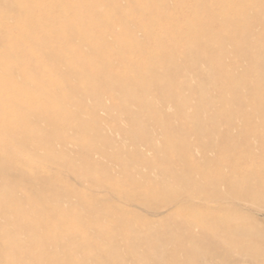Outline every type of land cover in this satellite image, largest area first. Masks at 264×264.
I'll return each mask as SVG.
<instances>
[{"label":"bare ground","instance_id":"1","mask_svg":"<svg viewBox=\"0 0 264 264\" xmlns=\"http://www.w3.org/2000/svg\"><path fill=\"white\" fill-rule=\"evenodd\" d=\"M122 1L123 0H79L75 2H72L70 0H0V80L1 79L4 80L3 83H1L0 81V181H3L0 184V264H91L89 260L90 255L87 257L84 251L94 246L98 247V249H101V256L102 258H104L105 261H107L106 263L108 264L109 263L128 264L127 262L128 259L129 260L131 259L132 262L136 261V264L144 263L143 261L145 258L142 257L144 255L139 254V251H137L138 247L135 245L130 246L128 251L127 249L126 251L123 249L126 252L124 254H122L123 252L122 253L119 252V248L116 244L117 242H119V240L116 242L117 240L116 237L120 235L117 234L118 229H115L117 228L116 226L117 224L115 225V223L112 222L114 223L113 226H116L113 229L108 226V222L111 219L106 221L104 216H103L104 219L102 218V216H100V218H95L90 215L85 216L84 214L86 213L85 211L83 213L84 216L83 215L80 216L81 214L80 213L78 216L76 214L75 218L73 219H69L71 217L66 218L67 213L69 211L67 212L64 208L61 207V205L59 206L57 203L53 204L51 203L50 200H49L50 201L49 203L43 196L41 197L40 195H41V192L43 193V191L39 193L40 190H38V194L36 193L37 191H35L34 195L31 192H29L28 198H26V196L23 195L25 199L18 198L17 191L15 188V186L17 187V185L13 183L12 180L9 178H11L10 175L12 174L11 173L12 169L14 171L17 170V174L21 176V178L22 176H24V178L28 180L30 179L33 180L34 178L37 180L39 178L37 175L39 174L43 175L44 178L45 176L47 177V175H49V174H45V172L42 171L43 165L41 166V163H40L41 161L36 160L34 156L36 155L34 151L36 152L37 148L35 147L33 148V146L29 147V145L27 147L26 145L28 143L26 144L25 140L32 138L36 141H40V144L44 143L48 147L50 146V149L54 142V139H56L55 142L57 141V139H59L60 142L62 140L65 142L64 139L66 138L64 137V133L62 136L59 132H57V129L60 131L61 129L60 127L62 126L60 125L59 128L58 127L55 128L56 122L51 123L50 121L55 116H57V114L58 115L61 114L63 117H66L65 118L66 122L70 124V120L72 119V116L69 115L70 113L69 110L72 108L70 107L71 106L70 104L73 102L74 97H76L77 99V96L75 95H78V94L81 96L86 95L88 97L89 94L91 95L93 93L96 99V101L94 102L95 107L100 108L101 106H103L102 99L105 95H110V97H114V98L116 97L117 93H116L115 86L116 87L118 86L119 89L121 90V93H123L122 94L123 101L128 100V99L129 100L135 99L137 102L139 101L141 103L143 97L141 99V96H139V92L137 93L138 95L134 93L135 89H137L138 91L139 89H141L140 91L146 90V89L150 90V89H153L152 87L155 86V84H157L156 86L158 87V89H161L159 90V92L160 91L165 92V90L168 91L164 95L165 101H169V102L171 101L172 103L175 102L177 111L182 114L187 115L189 99L186 98L187 96L186 93H185L186 99H183L181 97L184 94L182 93L184 89L185 90L190 89V88H186L188 86L190 87L189 82H188L189 79L187 76L188 72L181 71L178 73L177 71L178 74L172 75L173 71L171 70L172 68H175L177 66L183 68L182 70H185L187 66L192 67V66L200 65L196 63L198 60L197 61L195 60V62H191L193 60L190 61V59L188 60L187 58V60L184 61L183 58L185 57V55L184 57H181L183 62L182 63L180 62L179 64L177 52H179L180 50H186L190 48L191 47L190 43L196 44V46L201 49L204 55H214L212 56V58L214 57L215 58L212 60L210 59L211 60L209 63L210 70L211 68L215 66L216 67L220 66L221 70L218 69V71L220 70L221 72L220 78L222 79L225 77V81L226 80L230 81L229 82L230 87L228 88L232 89L233 93L237 92V91L234 92V90H237V87L240 86L241 83L242 85L244 84V87H247L245 86L247 83H250L252 87L255 86V89L252 88L253 89L252 93H250L251 92L250 90L252 89L249 90L250 91L249 93L251 95L249 94V97H248V99L249 98L253 99V103L252 102L251 103L255 105L253 106L251 104V107L249 108L251 110H249L248 108H247L248 110L244 109L245 105H247V99L242 98L241 92H240L239 96L236 98L238 101L234 100V103L237 102L238 104L235 107L233 106V108H229V109L225 108L223 110L218 108V109L213 110L214 113H211L208 111L207 106L205 105L201 106L202 103H200L201 108L199 107L200 110H198L197 116H202L201 115L202 113L205 115L208 114L209 117L203 116L206 118V120L198 119L197 121H195L194 119H192L194 121L193 122V121H187V119L185 118L186 121L180 125L179 124L181 122V120L179 121L180 117L179 118L176 117V119L178 118L177 126L179 128L181 127L180 129L184 135H190V138L185 136V138H188V139L184 140V138L181 135V137L183 138L181 139L183 141L179 140L178 142L179 143L185 142L186 146L183 145V147L185 146L184 147L185 149H183V151L180 150L182 152L176 153L174 155L171 154V156L166 155V157L168 156V158H166L165 162H162V163H165V165L166 163L168 164V166L170 165V168L163 169L164 168L163 167L162 168L163 172L160 171L164 175L169 176V179H168L169 182L165 183L166 187L162 188L163 186H165L163 185L160 188V186H157L156 184L155 186L151 183H148V184L145 183L146 181L144 182L143 179L148 178V174L146 175V177H143L142 180L144 183L142 182V184L138 182V179H137L138 177L135 176L136 178L134 179H137L136 182H138L134 184L135 187L138 186L139 190H142L146 192L147 194L152 195L153 197L154 196L158 197L159 200L163 198L162 199L163 204L160 206V208L164 209V211L167 210V212H169L168 216L172 218L173 220L172 223H174L175 226H178V228L186 229L185 230L186 238L181 237L180 234L179 235L176 234L177 231L180 229L178 230L176 229L177 230L176 232H171L172 230H169L168 225L165 224L164 218L159 217V219H150L151 217H149V219L147 218L145 219V218L138 216L142 219L141 222H138L139 218H137L138 220H136L135 218L137 217L138 213L135 215V217L134 216L132 217V214H135L133 213L132 209H130L132 210L131 213L126 208L124 209L128 210V212L127 211L122 212L123 211L122 209L121 212L122 213L126 212L125 213L126 215L122 214L124 216L123 217L121 216V220L119 221L122 224L127 225L129 231L130 230L138 231L139 229L140 231L144 232V233L143 232L138 233L139 232L138 231L137 234L136 233L134 234V237L129 236L130 238L133 237L132 240L135 237L136 239L139 238V240L141 239V237H144L146 239L145 235L151 239L150 241V239L148 238L149 239L148 242L146 241V243H144L143 245L146 248L147 252L141 249L143 252L146 253L145 254L146 259H147V255L155 256V257L163 256L164 258H167V257L170 258L171 263H172V260H174L176 264H200L199 262L203 261L202 259L203 256L201 257L198 253V251L200 250V246L202 244L208 245L211 242H213L216 245V248L214 251L210 253L208 252L207 255H205V257L207 258L210 257L212 259L215 257L220 258V256H223L222 258H224L225 260L224 264H226V262H228L229 264L233 263L232 261H234L235 263L240 262V261L244 262L243 260L245 259L250 260L254 264H259L260 258L258 254L259 252H261L260 251L261 249L258 246L257 239H262V237L264 238V227L259 222L260 215L264 213V209H261L259 207L264 201V107L261 105H258L257 103L264 102V88H263L264 87V65H263L264 64L263 63L264 33L262 34L260 31L263 37L259 41L256 40L255 38L256 36L253 37L254 39L251 38V35L254 34V31L256 33L258 32V30L254 29V26L252 25L253 20L252 19L248 20V18H250L249 17L250 15L248 16V14L251 12L249 9L253 7L254 8L253 13L255 14V17H256L255 20H258V22L260 21L261 23L264 24V0H227L226 7L224 6V8L220 11H210L209 9L208 10L206 9L203 12H192L188 16L185 15L182 11H165L164 10L162 12L156 13V15L164 19L166 23H164L163 21L151 23V22H146L145 20L141 18L142 16L149 15V12H150L148 11L149 6L153 4H157V3H162L161 2L162 0H124L123 4L127 2V5L122 4L123 7L122 5H120ZM196 1L198 5L203 4L206 7H210L218 0H196ZM235 7L237 8L234 10ZM248 10L250 12H248ZM8 16L10 17L8 18ZM209 17H211V19ZM258 22L255 21L254 23L257 24ZM118 26H120L121 29L124 28L125 31L120 32L117 29L119 28ZM188 27L192 28L191 29L192 31L190 34H187L185 32V28H188ZM260 30H261V27H260ZM138 31H142L143 34H145L146 38L155 40L156 44L151 45V44H146L145 42H143L138 37V34H137ZM261 34L260 36H262ZM181 37L182 38L186 37L184 42H180L181 41L180 39H182ZM226 40H229L231 43H233V49L236 54L234 55L237 57L236 59H234V61H231V63L226 62L227 61L226 56L231 51L225 50V48H223L224 46L220 44V42L222 41L227 42ZM218 44H220L222 48L217 49L216 47L218 46ZM227 45H229V43ZM85 49H89L90 54L86 53L87 55L81 54L80 56H78L79 55L78 54L77 56H74L75 53H73L74 54L73 57H70V58L67 57L68 54L66 56L67 58L63 57L61 54V52H66V51L68 52L83 51L84 52ZM254 51H257L259 53L256 54V52ZM180 54L181 52L179 53V58L181 56ZM200 55H201V52H200ZM233 56H230V57H233ZM247 57L249 58L248 60H250L251 62L250 67L253 70L255 69L254 70L256 72L255 77H251V78L245 77L244 75L245 72L242 71L244 72L243 75L239 74L240 73L239 72L238 74L241 76L240 77L236 76V78L233 79L232 77H234V75L232 76L231 72L241 64L243 58L247 59ZM116 63L117 64L119 63V65H117ZM86 65L88 68H86L85 69L86 71H85L83 68ZM114 66L116 67L114 68ZM197 68H200V67H197ZM242 68L240 70H242ZM198 70L201 71L200 69ZM202 72L203 71H201V74ZM211 73L209 72V74ZM216 74L215 75L213 74L214 77L216 76ZM251 74H252L251 76H253V73ZM69 76L70 77L75 76L77 78L79 77V80L77 81L81 80L83 82L80 81L79 83L77 82L74 83V80H73V83H72L71 78H69ZM209 76L211 77V75ZM203 77L205 76L203 75ZM86 78H87V82L90 81L92 83L89 82L90 83V84L88 83L89 85H87V83H84L86 81L85 80ZM50 79L54 81V83H50L51 82ZM221 79H219V81ZM157 80H160L161 82L155 83ZM215 81H216V78H215ZM66 85H69V86L66 87ZM195 86L196 85L193 86L194 89H195ZM220 87H221V84H220ZM228 88H225V89L228 90ZM197 89H200V91L201 90L204 91L203 86L202 87L199 86V88ZM155 91L157 90L155 89ZM192 92H194V90ZM214 92L216 93V91ZM214 92L212 90L213 95H214ZM147 93H150V92H147ZM247 93H245L244 96H246ZM157 94L158 93H156V95ZM227 94L229 93L227 92ZM218 95H220V97L222 98L224 97L223 93L218 94ZM177 96H179L181 99H178ZM195 96H198V93ZM157 97L159 96L157 95ZM160 98L162 99L163 97L160 96ZM76 99L75 101L78 100ZM117 99L115 100L117 101ZM79 100H82V99H79ZM84 100L85 99L83 98L82 102H84ZM86 100L84 103H86ZM194 101H195V98H194ZM82 102L80 101V105L82 104ZM210 103L209 105H211ZM75 104H77V102L74 103L73 106ZM116 104L118 105L117 102ZM147 104H149V106L152 105L150 101ZM189 104H191V102ZM92 106H89L90 109L92 108L94 109V106L93 107ZM219 106L221 108L222 105H219ZM69 107L70 109H68ZM170 107H172L171 104H170ZM192 107L196 109V105L195 106L193 105ZM99 108L96 109L98 110L97 114L100 111ZM214 108H217V107H214ZM119 109L120 108H118L117 110L121 111V109L120 110ZM157 109L159 108L157 107ZM193 110H191V112ZM133 111L135 112V110H132V112ZM192 113H196V111ZM89 114L90 113H88L87 116H89ZM197 116H195V118ZM257 116H260V118H258ZM39 117L40 118L42 117V118L40 119ZM99 117L100 116L98 115V121L99 123H101V120L99 119ZM34 118L35 119L38 118L41 121H43L42 120L43 118H46L47 119V120L45 119L46 123H48L49 121L51 124L55 125V127L54 126L50 127L51 124L50 123H49L50 125L48 124L50 128L56 129L57 133L48 132L50 130L44 127L45 124L43 125L42 128H44V131L47 130L48 133H43V130H41L42 128L40 129L38 127V126L41 127L42 125L40 123L41 121L38 120L39 123L35 124L37 121L35 123L31 121ZM162 118H163V115H162ZM84 119L82 120L84 121ZM82 120H79L80 124L78 121H77L78 123L76 122L77 126L81 125ZM96 120L97 119L95 115V121ZM104 121L106 120L103 119V122ZM142 121H145V119ZM66 122L63 124L66 125ZM108 122L109 124L110 122L112 123V121H108ZM153 122L156 123V120H154ZM95 123H98V122H95ZM86 124L89 125V123L88 122L85 123L86 129H85L84 124H83L84 128L80 126L79 127L82 130L83 129L87 130L88 127ZM158 124H160V122H158ZM166 124L165 126H168ZM206 124L211 125L212 129L208 128L211 131L203 128L204 125L206 126ZM99 125L103 126L104 124L103 125L97 124L96 125L97 130H100L98 129L100 128L98 127ZM117 125L116 123L114 124V126H117ZM145 125L146 124H144V127H146ZM94 126L95 125L91 127L90 125L89 127H91L90 129L93 128L92 130H94L95 129ZM133 126H136V125H133ZM122 127L120 130L124 131V127L123 128ZM141 127L142 126L136 127V129L140 128L139 130H141ZM144 127L143 129H145ZM62 128H64V126ZM65 128L67 129L68 127H65ZM115 129H118V128H115ZM131 129L132 128H130V130ZM156 129L157 128H155V130ZM164 129H166V127H164ZM63 130H61V132H63ZM74 130L75 128L72 129V132ZM106 130L107 132H109L108 129ZM20 131H23L22 133H24L22 136L23 137L22 140H24V142L20 140V137H19V135L21 136ZM100 131H98L99 134H100ZM167 131H168V128H167ZM107 132L105 131L106 135L109 134V133L107 134ZM174 132H176V130ZM176 133H179V132H176ZM45 134L47 135L46 138H45ZM85 134H88V132ZM118 134L120 133L118 132ZM139 134H141V132H139ZM106 135L104 134L105 137ZM17 136L19 137L18 139H17ZM70 136L72 137V134ZM70 136L67 138H70ZM90 136H88V139ZM102 136H100L101 139L102 138L104 139L105 137H102ZM130 136L132 135L130 134L129 137ZM140 136L138 135V139ZM97 137H96V140L100 138V137L99 138ZM254 137L259 140L258 143L260 142V145L262 147L261 149L262 151L258 149L260 152L257 154L249 151L250 148H253L251 147V145H253V141L256 140V139L254 140ZM94 138L92 140H94ZM130 138L132 139V137ZM144 138L147 139L146 136ZM195 138L197 139L196 142L194 140ZM106 139H104V141ZM157 139H159V137ZM114 140H115V137H114ZM126 140L128 141L129 138ZM142 140L144 142V139ZM109 141L111 140L109 139ZM120 141L118 143L122 144V140ZM159 141L162 142L161 140ZM94 142L96 145L98 144L96 143V141ZM143 142L141 144H145V142L144 143ZM146 143L150 147H152V149L157 150L156 149L157 145L155 141L147 140ZM179 143L176 145H180ZM63 144H64L63 146H65V143ZM103 144H105V142ZM103 144L101 143L102 146ZM160 144L161 143H159L158 145L160 146ZM237 144L241 145V147L245 146L244 148L249 147V150H247L248 152L246 151L245 153L243 152L239 153L240 151L238 149H240V147L237 149ZM82 146L85 147L86 145H82ZM98 146L100 147V145ZM145 146H146V149L149 147V146L147 147V145ZM95 147L94 149L97 150L98 148H95ZM118 147H120V145H118ZM53 148L55 150L57 148V144L54 145ZM92 149L91 150L89 149L90 150L89 153H91ZM51 150L53 151V149ZM56 150H58V148ZM79 150L82 152V149H79ZM104 150H107V149L104 148ZM104 150H102L101 148V151H104ZM114 150L115 149L113 148V151ZM139 150H136L137 154L140 153L141 150L140 151ZM242 150L244 151V149ZM66 151L69 152L68 149ZM73 151L75 152L76 150L73 149ZM118 151L120 152L123 150H118ZM85 152L87 151L85 150ZM85 152H82V153L85 154ZM107 152L110 153L109 151ZM89 153H88V157H89ZM124 153H126V151ZM52 154L54 155V153ZM69 154L71 153L69 152ZM49 155L47 156L46 159H51ZM139 155L146 156V154H142V152ZM65 156L66 155H64V157ZM118 156H120V153ZM60 157L61 155L57 156V161L59 160L58 158ZM90 157L92 158V154ZM90 157L87 159L89 160ZM141 158L143 159V157ZM144 158L147 159V157H144ZM126 161L124 165L127 163ZM136 162L137 161L135 160V164ZM147 162H148V159L146 163ZM70 163L71 162H69V164ZM89 164H88V167L89 166L92 167ZM96 164H100V163H96ZM96 164L95 166H97ZM129 164L127 163V165ZM138 164L136 166H140ZM140 164H143L142 160L140 161ZM74 165L76 166L78 164L74 162ZM146 165L147 164H145V167L149 168ZM151 165L154 166L153 163ZM151 165L149 169H151ZM59 166H60V163H59ZM119 167L121 168V166ZM156 167L157 165L154 166V168ZM46 168L44 170H46ZM72 168H74V172L75 170H77L75 167H72ZM99 168L97 167L96 169H99ZM228 169H229V172L227 171ZM53 170L55 169L53 168L51 171ZM102 170L103 168L99 171H102ZM79 172L80 171L78 172L76 171V173H79ZM149 172L150 171L148 170V173ZM156 172L158 173L157 170ZM87 173L90 174V172H87ZM87 173H84V174L87 175ZM131 173L127 174L126 172V176L130 174L129 178L133 179L134 174L132 175L133 177H131ZM53 174L50 173V175H53ZM72 174H73V171H72ZM14 175L16 176L15 172H14ZM90 175L93 176L92 172ZM90 175H88V177H90ZM105 175H107V173H105ZM77 176L78 178L80 177V175H77ZM94 176L97 177L96 175ZM12 177L14 176L12 175ZM55 177H57V174ZM151 177L152 176H149V178ZM111 178H112L111 181L114 180V177H111ZM15 179L14 181H16ZM45 179L47 180L48 178H45ZM92 179L94 180V178ZM91 180H89V182ZM105 180H107L108 182V179H105ZM83 181L85 182V180ZM122 181H123V178L121 182ZM28 182H30V184L31 183L34 184V182H31V181H28ZM42 182H40L39 184L40 185L43 184L44 188L48 187L50 189L48 182H46L45 180ZM117 182L118 181H116V183ZM121 182H118V184ZM221 182H223V184H226V186H228L227 183L230 186L232 185V187L230 188H233L234 186L236 187L238 186L237 187L238 189L240 188L241 191L239 192V195L238 194L237 195H238V198L240 197V199H242L245 207H241V206L239 207L238 205H235L236 203H232L231 205L234 204L233 206L229 205V203L231 202L230 201L228 202V200H225V199L228 198V195H229L228 191L230 189L228 190L227 188L226 190L227 192H222V191L220 192L218 188L212 189L213 186L210 187V185H212L211 183H213V185L216 186L217 184ZM96 183L97 182H95V184ZM162 183L163 182L161 181V185ZM57 184L59 183L57 182ZM138 184H140V186ZM66 185H69V184L67 183ZM36 187L35 189H31V191L36 190ZM41 187L43 188V186ZM68 187L69 189L71 188V186H68ZM68 187H65V188L68 189ZM90 187L91 186H89V188ZM21 188L22 190L24 189L23 186ZM48 188L46 189L47 191H49ZM99 188L101 187H98L97 189ZM106 188H109V187H106ZM237 188L235 189L237 190ZM224 189L225 188H223V191ZM57 190L59 189L57 188ZM129 190H130V187H129ZM26 191L27 190H25L24 193ZM73 192L74 194H72L71 196H74L75 194H77L79 196L78 198L81 200V205H83V207H85L86 209L88 208V211L94 215V212H95L94 204L95 203L90 199V197L86 198L87 196L86 197L84 196L86 193L83 195L84 191L82 194H81V191L77 192L74 190ZM229 192H231V190ZM30 193L32 194V196H30L31 195ZM58 193H61V191L59 190ZM35 194H37V196ZM56 195L58 194L56 193ZM235 195L236 194L232 192V195L230 196L235 197ZM50 196H53V195H50ZM120 198H123V196H121ZM61 200L64 201V199H61ZM224 200L227 201L228 203H226ZM135 202H136L135 204H137L138 206L140 205L137 203V200ZM31 203H33L35 206L37 205V203H39L40 205H42L43 208L41 210H38L39 208L37 207L38 209L36 210L31 207L29 208L26 207V204H31ZM132 203L131 205H133ZM72 205L74 208H77V206H74L76 204H72ZM72 205H71V208H72ZM83 207H82V210L85 209ZM142 208H144V206ZM91 209H94V212L93 211L91 212L90 211ZM105 210L106 208L104 209V211ZM107 210L108 211H105V212L110 211L109 208H107ZM98 211H100V209ZM98 211L96 210L97 213ZM74 212H76V210H74ZM89 212L87 214H89ZM73 213L70 212V214L72 215ZM102 214H104V212H102ZM104 215H106V213ZM157 215H159V213H157ZM115 221L117 220L115 219ZM76 222L82 223L83 226L80 227V225L76 224ZM93 223L97 224L98 231L95 229L97 233H95L94 231L95 234H89L88 231H85V230H87V225H88V228L89 227L91 228V226L89 225ZM169 226H171V224ZM167 228L170 231V234ZM196 228H198L199 231H196L197 230ZM33 229L34 230L39 229L40 232L31 233ZM180 231L178 233H180ZM118 232L120 233L121 231H118ZM125 232H123V235L125 234L129 235L128 234L129 232L128 233H125ZM145 239H144V242H145ZM154 240L157 241V243ZM159 240H162V242L158 244ZM122 242L124 244V241H121L120 243ZM46 243L48 244V247L45 246ZM140 248H142V246H140ZM201 250L203 251L202 248ZM207 250L209 251V249ZM56 254H59L61 257L59 256L57 258L55 256ZM92 256L94 257V255ZM182 257H186L187 259L185 260H188L187 261L188 263H186V261L184 263L182 261ZM40 259H43L44 261L41 262ZM215 260L217 261V259ZM218 260H221V258ZM245 262H248V261H245ZM93 263L94 262L92 260V264ZM171 263H167V264H171ZM98 264H100L99 261H98ZM101 264H104V262H101ZM248 264L250 263L248 262Z\"/></svg>","mask_w":264,"mask_h":264},{"label":"rangeland","instance_id":"2","mask_svg":"<svg viewBox=\"0 0 264 264\" xmlns=\"http://www.w3.org/2000/svg\"><path fill=\"white\" fill-rule=\"evenodd\" d=\"M70 1H72V2H75V1H79V0H70ZM227 0H218L217 2H215L212 6H210V7H206V6H204L203 4L202 5H198V3H197V1L196 0H162L161 2L162 3H157V4H153V5H151V6H149V10L148 11H150L149 12V15H146V16H142L141 18L143 19V20H145L146 22H151V23H154V22H160V21H163L164 23H166V21L164 20V19H162V18H160V17H158V15H156V13H158V12H162V11H182L185 15H189L190 13H192V12H203V11H205L206 9L208 10H210V11H220V10H222L223 8H224V6L226 7V4H227V2H226ZM126 2V1H125ZM124 3V0L121 2V4L120 5H122ZM123 5H127V2L125 3V4H123ZM123 5H122V7H123ZM124 7H126V6H124ZM238 7V6H237ZM237 7H235L234 8V10L237 8ZM230 9H232V8H230ZM254 9L253 7L252 8H250L249 10L251 11H249L248 10V12H250L249 14H248V16L250 17V18H248V20L249 19H252L254 22L256 21V22H258V20H255L256 19V17H255V14L253 13L254 12V10L252 11V10ZM233 10V11H234ZM10 16H8V18H9ZM255 17V18H254ZM8 18H6V19H8ZM210 19H211V17H209ZM252 21V25L254 26V29L255 30H258V32H256L255 33V31H254V34H252L251 35V38H253V37H255L256 38V40L257 41H259V40H261L262 39V37H263V33H264V24L263 23H261L260 21L256 24V23H254ZM259 23H260V25H259ZM234 25V24H233ZM233 25H232V27H233ZM256 26H257V28H259V29H257L256 28ZM261 27V30H260V27ZM263 26V27H262ZM119 28H117L120 32H123V31H125L124 30V28L123 29H121V27L120 26H118ZM192 28L191 27H188V28H185V32L187 33V34H190L191 33V30ZM189 31V32H188ZM260 31H261V33H260ZM262 35V36H260V34ZM137 34H138V37L143 41V42H145L146 44H151V45H155L156 44V41L155 40H152V39H148V38H146V36H145V34H143V32L142 31H138L137 32ZM142 34V35H141ZM142 36V37H141ZM259 38H258V37ZM145 37V38H144ZM261 37V38H260ZM144 38V39H143ZM182 38V37H181ZM185 38L186 37H183L182 39H180L181 41L180 42H184L185 41ZM254 39V38H253ZM227 42H224V41H222V42H220V44L222 45V46H224L223 48H225V50H227V51H231V52H229L228 53V55H229V57H228V55L226 56V62H228V63H231V61H234V59H236L237 57L235 56L236 54H235V52H234V49H233V43H231L229 40H226ZM229 43V45H230V43H231V45L229 46V45H227ZM191 44V47L190 48H188V49H186V50H180L179 52H177L178 53V61H179V64H180V62L182 63L183 62V60H182V58L181 57H184V55H185V57L183 58L184 59V61L185 60H187V58H188V60L190 59V61L191 60H193V61H191V62H195V60L197 61L196 63H198V64H200L199 66L197 65V66H187L186 68H185V70H182L183 68H181V67H179V66H177V67H175V68H172V70L171 71H173V73H172V75H176V74H178L179 72H181V71H186V72H188V74H187V76H188V79H189V85H190V87L188 86V87H186V88H190V89H184V91L182 92V93H184L183 94V96L181 97V98H183V99H186V98H188L189 99V103L191 102V104H189L188 103V113H187V115H185V114H182V113H180V112H178L177 111V109H176V104H175V102L174 103H172L171 101L169 102V101H165V99H164V95L166 94V92H168L167 90H165V92L164 91H160L159 92V90H161V89H158V87L156 86L157 84H155V86H153L152 88L153 89H146V90H142V91H140L141 89H139V91L137 90V89H135V91H134V93H138L139 92V96H141V99H142V97H143V99H142V101H141V103L139 102H137L135 99H128V100H124L123 101V93H121V90L119 89V87L117 86H115V88H116V93H117V95H116V97L114 98V97H110V95H105L104 97H103V99H102V103H103V106H101L100 108L99 107H97V108H99V112H98V114H97V111L98 110H96L97 108L95 107V104H94V102L96 101V99H95V95H93V93L90 95H88V97L86 96V95H83V96H81V95H75V96H77V99L79 100V99H82V100H77L76 99V97H74V100H73V102L70 104L71 106L70 107H72L71 109H70V107L68 108V109H70L69 110V115H71L72 116V119L70 120V124L68 123V122H66V120H65V118L66 117H63L61 114L60 115H58L57 114V116H55L50 122L51 123H53V122H56L55 123V125H56V127H55V125L54 124H51L49 121H48V123H46V121H45V119L46 118H43L42 120L43 121H41L40 119L42 118H40V119H32L31 121L33 122V123H35L36 121V123L35 124H38L39 122H38V120H40L41 122V127L40 126H38L40 129L43 127V125H44V127L45 128H48V130H50V131H48V132H55V133H57V132H59L62 136H63V133H64V137L66 138V139H64L65 140V142L62 140L61 142H60V140L59 139H57V143L55 142V140L56 139H54V142H53V144H52V146H51V149H53V151L50 149V146L48 147L47 145H45L44 143V145L42 144H40V141H36V140H34V139H32V138H29V139H26L27 141H29V142H27L26 140H25V143L27 144L26 146L28 147V145H29V147H32L33 146V148L35 147V148H37L36 149V152L34 151V153H36V155H34L35 156V158H36V160H39V161H41L40 163H41V166L43 165V167H42V171L43 172H45V174H49V175H47V177L45 176V178H48L47 180L44 178V176L43 175H41V174H39V175H37L39 178V180H41V181H39L38 179L36 180L34 177V179L33 180H35V181H33V180H28V179H26V178H24V176H22V178H21V176H19L18 174H17V170H11V175H10V177L11 178H9V179H11L12 180V182L13 183H15L16 185H17V187L15 186V188H16V191H17V197L18 198H24L25 199V197L23 196V195H25L26 196V198H28V193L29 192H31L33 195H34V193H35V191H37L36 193L38 194V190H40L39 191V193L41 192V191H43V193L41 192V197L43 196L49 203H50V201H51V203H53V204H55V203H57L59 206L61 205V207L62 208H64L68 213H69V215H68V213H67V217L66 218H69V217H71V218H69V219H73V218H75V216H76V214H77V216L80 214V216L81 215H83L84 216V214H85V216H93V217H95V218H100V216H102V218L104 219V217H105V219H106V221L107 220H110L109 222H108V226L109 227H111L112 229L113 228H115L116 226H117V228H115V229H118V231H121L120 233L117 231V234L118 235H120V236H118L119 237V239H118V237H116V242L119 240V242H117L116 244H117V246H118V248H119V252L120 253H122V254H124V253H126L125 251H126V249H127V251H128V249L130 248V246H132V245H135V246H137L136 248L138 249L137 251H139V254H143L144 256H142L143 258H145L144 259V263L143 264H167V263H171V260H170V258H164L163 256H160V257H155V256H149V255H147V259H146V253L145 252H143V251H146V248L143 246L144 245V243H146V241L148 242V240L150 239L149 237H147L146 235H145V237H146V239L144 238V237H141V239L139 240V238L138 239H136V237L132 240V238L134 237V234L136 233L137 234V232L138 233H142L143 231H140L139 229H138V231H129V229H128V227H127V225H124V224H122L119 220H121V216L123 217L124 215H122V214H125V213H122V212H124V211H127L128 212V210H129V212L131 213V211L133 210V213H135V214H132V217L134 216L135 217V215L137 214V217H135L136 218V220H138L137 218H139V220H138V222H141V218L140 217H142V218H147V219H149V217H151L150 219H159V217L160 218H164V221H165V224L166 225H168V227H169V230H172L171 232H176L178 229H180L181 231H183V232H181L180 230H178L177 231V233L176 234H180L181 235V237H184V238H186V232H185V228H178V226H175V224L174 223H172V218L170 217V216H168V213L169 212H167V210H165L164 211V209H161L160 208V206L163 204V201H162V199L163 198H161L160 200H159V198L158 197H153L152 195H149V194H147L146 192H144V191H142V190H139V188H138V186L137 187H135V185L134 184H136V183H140V184H142V182H143V180H144V182L145 183H151V184H153V185H157V186H160V188L163 186V185H165V186H163L162 188H164V187H166V182L168 183L169 182V176H167V175H164L162 172H163V170H162V168L163 169H168V168H170V165L168 166V164L166 163V165H165V163H162V162H165V160H166V158H168V156H171V154L172 155H174V154H176V153H179V152H182L183 151V149H185L184 147L186 146V143L184 142V143H179L178 141L179 140H181V141H183L182 139L184 138V140L185 139H188V138H190V135H184L183 133H182V131H181V127L179 128L178 126H177V119L179 118V121L181 120V122L179 123L180 125L181 124H183L185 121H186V119H187V121H193L192 119H194L195 121H197L198 119H201V120H206V118L205 117H209L208 116V114L207 115H205V114H201L202 116H197V112H198V110H200V108H201V106L202 105H205V106H207L208 107V111L209 112H211V113H214V111L213 110H215V109H225V108H227V109H229V108H233V106L235 107V106H237V102H235L234 103V100H236V101H238L236 98L239 96V94H240V92H241V97L242 98H244V99H247V105H245V108L244 109H249L250 107H251V104L253 103V99L252 98H249L248 99V97H249V94L250 93H252V91H253V89H255V86L254 87H252L251 86V84L250 83H247L245 86H247V87H244V84L242 85V83L240 84V86H238L237 87V90H234V92L235 91H237L236 93H233V91H232V89H229L228 87H230V84H229V82L230 81H225V77L224 78H220V74H221V72H220V70H221V68H220V66L219 67H213V68H211V70H210V65H209V63H210V61L212 60V59H214V58H212V56H214V55H204L203 53H202V51H201V49L200 48H198L197 46H196V44H194V43H190ZM220 44H218V46L216 47L217 49H219V48H222V46H220ZM193 46V47H192ZM196 46V47H195ZM232 46V47H231ZM230 47H231V49H230ZM198 51V52H197ZM85 52V53H84ZM80 51V52H68V51H66V52H61V54H62V56L63 57H66L67 56V54H68V58H70V57H73V53H75V55L74 56H77L78 54V56H80L81 54L82 55H85L86 53L87 54H90V50L89 49H85V51ZM181 52V56H180V58H179V53ZM200 52H201V55H200ZM254 52H256V54H258L259 52H257V51H254ZM254 52H253V54H254ZM66 53V54H65ZM86 54V55H87ZM157 54V53H156ZM234 56H233V55ZM116 55V54H115ZM208 56H209V58H208ZM211 56V57H210ZM230 56H233V57H230ZM66 57V58H67ZM192 57V58H191ZM206 57H207V59H209V60H207L206 59ZM235 57V58H234ZM202 58H204V59H202ZM211 59V60H210ZM229 59H231V60H229ZM233 59V60H232ZM249 58L247 57V59H244L243 58V60H242V62H241V66L239 65L237 68H235L232 72H231V74H232V76L234 75V77H232L233 79L234 78H236V76L238 77H240L241 75H243V73H244V75H245V77H255V74H256V72L250 67L251 66V62H250V60H248ZM229 60V61H228ZM205 61V62H204ZM243 61H244V63L246 64V66H245V64L243 63ZM190 62V63H191ZM201 62V63H200ZM206 63H207V65H206ZM263 63H264V54H263ZM117 64V63H116ZM117 65H119V63L117 64ZM116 65V66H117ZM264 65V64H263ZM116 66H114V68L116 67ZM207 66V67H206ZM242 66H243V68H242ZM113 67V66H112ZM197 67H200V68H197ZM86 68H88L87 67V65L86 66H84V70L86 69ZM180 68V69H179ZM203 68V69H202ZM242 68V70H240ZM187 69V70H186ZM198 69H200L201 71H203L202 72V74H201V71H199ZM214 69V70H213ZM218 69H220L219 71H218ZM237 69V70H236ZM88 70V69H87ZM217 72H216V71ZM65 71V70H64ZM86 71V70H85ZM177 71H178V73H177ZM189 71H191V72H189ZM205 71V72H204ZM238 71V72H237ZM242 71H244V72H242ZM207 72V73H206ZM209 72L211 73V74H209ZM240 72V73H239ZM242 72V73H241ZM64 73H66V72H64ZM217 73V74H216ZM241 74V75H239V74ZM251 73H253V76H251L252 74ZM206 74V75H205ZM208 74V75H207ZM216 74V76L214 77V75ZM203 75L205 76V77H203ZM209 75H211V77L209 76ZM214 77V78H213ZM69 78H71V82L73 83V80H74V83H79L80 81H77V80H79V77L77 78V77H75V76H73V77H70L69 76ZM192 78H194V79H192ZM203 78V79H202ZM213 78V79H212ZM215 78H216V81H215ZM217 78H219V79H221L220 81H219V79H217ZM160 79V78H159ZM196 79V80H195ZM51 80V79H50ZM76 80V81H75ZM86 80V81H85ZM84 81V83H87V85H89L90 83H92V82H90L89 80V82H87V78L85 79ZM193 80V81H192ZM1 81V83H3L4 82V80H0ZM92 81V80H91ZM200 81V82H199ZM224 81V82H223ZM81 82H83V81H81ZM158 82H161L160 80H157L155 83H158ZM217 82H218V84H217ZM228 82V83H227ZM50 83H54V81H52L51 80V82ZM89 83V84H88ZM196 83V84H195ZM227 83V84H226ZM67 84V83H66ZM201 84V85H200ZM220 84H221V87H220ZM194 85H196L195 86V89H194ZM206 85V86H205ZM215 85V86H214ZM69 85H66V87H68ZM199 86H203V88H204V91H202V93H201V91H200V89H197V88H199ZM192 87V88H191ZM197 87V88H196ZM223 87H225V88H228V90H226L225 88H223ZM216 88V89H215ZM222 88H223V90H222ZM253 88V89H252ZM264 88V87H263ZM155 89L157 90V91H155ZM197 89V90H196ZM208 89V90H207ZM229 93V94H227V92L225 91V90ZM250 89H252V90H250ZM194 90V92H192ZM206 90V91H205ZM212 90H213V92L214 91H216V93L214 92V95L212 94ZM248 91V93H247V91ZM251 92H250V91ZM123 91V90H122ZM152 91V92H151ZM191 91V92H190ZM198 93V96H200V97H198V96H195L197 93ZM217 91H218V93H217ZM232 91V92H231ZM147 92H150V93H147ZM210 92V93H209ZM224 92H226V93H224ZM250 92V93H249ZM58 93V92H57ZM156 93H158L157 95L159 96V97H157V95H156ZM185 93H186V95H185ZM192 93V94H191ZM196 93V94H195ZM224 94V97L222 98V97H220V95H218V94ZM245 93H247L246 94V96H247V98H246V96H244L245 95ZM76 94V93H75ZM122 96H121V95ZM211 95V97H210V95ZM231 94V95H230ZM58 95V94H57ZM138 95V94H137ZM163 95V96H162ZM208 95H209V97H208ZM217 95V96H216ZM237 95V96H236ZM251 95V94H250ZM160 96L161 97H163L162 99L160 98ZM185 96H186V98H185ZM195 96V97H194ZM233 96V97H232ZM82 97V98H81ZM110 97V98H109ZM195 98V101H194V98ZM196 97H197V99H196ZM204 97V98H203ZM206 97V98H205ZM83 98L86 100V103H84L85 102V100H84V102H82L83 101ZM114 98V99H113ZM118 98V99H117ZM177 98L178 99H181L179 96H177ZM75 99L77 100V101H75ZM115 99H117V101L115 100ZM145 99V100H144ZM164 99V100H163ZM203 99V100H202ZM209 99H211V100H209ZM214 99V100H213ZM228 99V100H227ZM233 99V100H232ZM252 99V100H251ZM121 100V101H120ZM133 100V101H132ZM201 100H202V102H201ZM222 100V101H221ZM80 101L82 102V104L80 105ZM126 101V102H125ZM131 101V102H130ZM149 101L151 102V106H149V104H147V103H149ZM194 101V102H193ZM196 101H197V103H196ZM77 102V104H75L74 106H73V104L74 103H76ZM116 102L118 103V105H119V107H118V105L116 104ZM122 102V103H121ZM128 102H130V103H128ZM147 102V103H146ZM154 102H155V104H156V106H155V104H154ZM203 102H204V104H203ZM210 102H212V103H210ZM250 102V103H249ZM252 102V103H251ZM114 103V104H113ZM124 103V104H123ZM136 103V104H135ZM194 103V104H193ZM200 103H202L201 104V106H200ZM209 103L211 104V105H209ZM229 104V106H228V104ZM261 103V104H260ZM88 104V105H87ZM94 106V109L92 108V109H90V107L89 106H92V105ZM116 104V105H115ZM134 104V105H133ZM143 104H145V105H143ZM153 104H154V106H153ZM161 104H162V106H161ZM170 104H171V106L172 107H170ZM212 104H214V105H212ZM225 106H224V105ZM235 104V105H234ZM250 104V105H249ZM258 105H261V106H263L264 107V102H258L257 103ZM77 105V106H76ZM123 105V106H122ZM137 105V106H136ZM195 106L196 105V109L195 108H193L192 106ZM217 105V106H216ZM219 105H222L221 106V108H220V106ZM253 106L255 105V104H252ZM92 106V107H93ZM111 106V107H110ZM114 106V107H113ZM165 106H167V107H165ZM174 106V107H173ZM190 106V107H189ZM198 106V107H197ZM211 106V107H210ZM217 107V108H214V107ZM224 106V107H223ZM77 107V108H76ZM116 107H118V108H120L121 109V111H118L117 109L118 108H116ZM122 107V108H121ZM136 107V108H135ZM148 107H149V109H148ZM157 107L159 108V109H157ZM162 107V108H161ZM165 107V108H164ZM200 107V108H199ZM127 108V109H126ZM129 108V109H128ZM190 108V109H189ZM195 109V110H193V109ZM119 109V110H120ZM126 109V110H125ZM143 109V110H142ZM166 109V110H165ZM168 109V110H167ZM247 109V110H248ZM73 111V113H72V111ZM74 110H75V112H74ZM127 110H128V112H127ZM132 110H135V112L133 111L132 112ZM146 110V111H145ZM150 110V111H149ZM154 110H155V112H154ZM163 110V111H162ZM173 110V111H172ZM191 110H193L192 112H195L196 111V113H192L191 112ZM249 110H251V109H249ZM79 111V112H78ZM83 111H85V112H83ZM92 111H94V112H92ZM124 111V112H123ZM153 111V112H152ZM175 111H177V112H175ZM77 112H78V114H77ZM126 112V113H125ZM164 112V113H163ZM175 112V113H174ZM200 112V111H199ZM88 113H90L89 114V116H87V114ZM157 113V114H156ZM73 114V115H72ZM136 114V115H135ZM168 114H170V115H167ZM77 115V116H76ZM87 117H86V116ZM95 115H96V121H95ZM98 115L100 116L99 117V119L101 120V123H99V121H98ZM131 115V116H130ZM157 115V116H156ZM162 115H163V118H162ZM164 115H166V116H164ZM190 115V116H189ZM62 116V117H61ZM80 116H81V118L82 119H84L85 117V119H84V121L80 118ZM84 116V117H83ZM91 116H92V118H91ZM139 116V117H138ZM141 116V117H140ZM155 116V117H154ZM160 116V117H159ZM170 116V117H169ZM189 116V117H188ZM195 116H197L196 118H195ZM203 116H205V117H203ZM79 117V118H78ZM93 117H94V119H93ZM151 117H152V119H151ZM159 117V118H158ZM164 117H166V118H164ZM176 117H178L177 119H176ZM188 117V118H187ZM200 117V118H199ZM204 119H203V118ZM258 118H260V116H257ZM88 118H89V120H88ZM92 120H91V119ZM102 118V119H101ZM142 118V119H141ZM155 118V119H154ZM157 118V119H156ZM186 118V119H185ZM57 119V120H56ZM61 121H60V120ZM103 119H105L106 121H104L103 122ZM108 119V120H107ZM112 119V120H111ZM116 121H115V120ZM130 119V120H129ZM145 119V121H142V120H144ZM162 119V120H161ZM167 119V120H166ZM169 119H171V120H169ZM47 120V119H46ZM79 120H82L81 121V125H78L77 126V123L79 122V124H80V121ZM122 120V121H121ZM154 120H156V123L155 122H153ZM176 120V121H175ZM44 121H45V123H44ZM59 121V122H58ZM73 121V122H72ZM78 121V122H77ZM89 123V125H87V127H88V129L87 130H85L86 129V126H85V123H87V122ZM91 121V122H90ZM98 122V123H95V122ZM108 121H112V123L110 122V124L112 125H110L109 124V122ZM114 121H115V123H116V125L117 126H114ZM43 122V123H42ZM60 122H62V123H60ZM66 122V125L65 124H63V123H65ZM77 122V123H76ZM82 122H83V124H84V126H85V129H81L80 127H82V128H84V126H83V124H82ZM117 122H119L120 124H122L123 125V123H124V125H123V127H124V131H121L120 129H121V127H122V125H120L119 123H117ZM121 122H123V123H121ZM151 122V123H150ZM158 122H160V124H158ZM167 124H166V123ZM194 122V121H193ZM51 125H50V124ZM58 123V124H57ZM60 123V124H59ZM107 123V124H106ZM131 125H130V124ZM146 124L145 126L146 127H144V124ZM50 125V127H55V128H59L60 127V125L63 127L64 126V128L65 127H68L66 130H68V131H66L64 128H62V127H60L61 129H60V131L57 129V132H56V129H54V128H50L49 127V125ZM97 124H101V125H103V126H98V127H100V128H98V129H100V130H102V131H100V130H97ZM129 124V125H128ZM151 124V125H150ZM165 124L166 125H168V126H165ZM178 124V125H179ZM91 125V127L93 126V125H95L94 127H95V129L97 130H92V129H90L91 127H89ZM133 125H136V126H133ZM149 125V126H148ZM154 125H155V127H154ZM159 125V126H158ZM171 125H173V126H171ZM179 125V126H180ZM80 126V127H79ZM105 126H106V128H105ZM114 126V127H113ZM140 126H142L141 127V130H139L140 128H138V129H136V127H140ZM153 126V127H152ZM166 127V129H164V127ZM175 126V127H174ZM208 126V127H207ZM210 126V127H209ZM72 127V128H71ZM101 127H103V128H101ZM113 127V128H112ZM122 127V128H123ZM135 127V128H134ZM143 127L145 128V129H143ZM172 127V128H171ZM75 128V130L72 132V129H74ZM104 128H105V130H104ZM115 128H118V129H115ZM130 130V128H132L131 130H130V132H132V133H130L129 132V130ZM155 128H157L156 130H155ZM163 128V129H162ZM167 128H168V131H167ZM174 128V129H173ZM204 129H206V130H209V131H211L210 129H212V127H211V125H208V124H206V126L204 125V127H203ZM208 128H210V129H208ZM65 130V132H64V130ZM79 129H81V130H79ZM106 129H108V131L109 132H107V130ZM154 129V130H153ZM162 129V130H161ZM171 129H173V130H171ZM178 129V130H177ZM41 130H43V133H48L47 132V130L46 131H44V128H42ZM52 130V131H51ZM61 130H63V132H61ZM87 131L88 132V134H85V133H87V132H85V131ZM118 130H120V131H118ZM128 130V131H127ZM133 130V131H132ZM136 130V131H135ZM139 130V131H138ZM160 130V131H159ZM176 130V132H179V133H176V132H174ZM81 131V132H80ZM98 131H100V134H99V132ZM105 131L107 132V134L108 135H106V133H105ZM127 131V132H126ZM23 131H20V133H21V136L19 135V137H20V140L21 141H23L24 142V140H22L23 139V134L24 133H22ZM67 132H69V133H67ZM118 132L120 133V134H118ZM124 134H123V133ZM137 132H138V134H137ZM139 132H141V134H139ZM143 132V133H142ZM162 132V133H161ZM67 133V134H66ZM76 133V134H75ZM104 133L105 135H106V137H107V139H106V137L104 136V134H103V136H102V134ZM128 133V134H127ZM166 133V134H165ZM72 134V137L70 136V135ZM78 134V135H77ZM98 134H99V136H98ZM132 135V136H130V137H132V139L129 137V135ZM147 134V135H146ZM49 135V134H48ZM66 135H68V136H66ZM74 135V136H73ZM76 135V136H75ZM91 135V136H90ZM138 135L140 136L139 137V139H138ZM147 137V139L146 138H144L145 136ZM180 135V136H179ZM181 135H182V137H181ZM70 136V138H67V137H69ZM88 136H90L89 137V139H90V141H89V139H88ZM98 136V137H97ZM100 136H102V137H105L104 139H106L105 141H104V139H103V141H102V139H101V137ZM116 136H117V138H116ZM144 136V137H143ZM148 136H150V137H148ZM185 136H187L188 138H185ZM18 136H17V139L19 138ZM47 137V135L45 134V138ZM76 138V139H74V138ZM77 137H78V139H77ZM79 137H80V139H79ZM82 137V138H81ZM84 137H85V139H84ZM95 137V138H94ZM96 137L97 138H99V139H97L96 140ZM114 137H115V140H114ZM127 137V138H126ZM141 137H143V138H141ZM155 137H156V139H155ZM159 137V139H157ZM179 137V138H178ZM94 138V140H92ZM111 140V141H109V139ZM129 138V142L126 140V139H128ZM182 138V139H181ZM192 138H193V136H192ZM191 138V139H192ZM31 139V140H30ZM67 139H69V140H67ZM100 139H101V141H100ZM133 139H134V141H133ZM142 139H144V142H145V144H141L142 142H143V140ZM170 139H172V140H170ZM256 138L254 137V140H255ZM88 140V141H87ZM120 140H122V144L121 143H118ZM141 142H140V141ZM146 140V141H145ZM147 140H153V141H155L156 142V145H157V150H154V149H152V147H150L146 142H147ZM159 140H161L162 142H160ZM167 140V141H166ZM195 140V142H196V138L194 139ZM68 141V142H67ZM70 141V142H69ZM76 141H78V142H76ZM94 141H96V143H98L97 145L95 144V142ZM98 141H100V142H98ZM107 141V142H106ZM117 141V142H116ZM171 141H173V142H171ZM258 139H256L255 141H253V145H251V147H253V148H250V150H249V147H246V148H244V147H241V145H239V144H237V149L240 147V149H238L237 151L239 152V153H245L247 150H249L250 152H253V153H259L260 151H262L261 149H262V147H261V145H260V142L258 143ZM65 143V146H63L64 144L63 143ZM67 142V143H66ZM75 142V143H74ZM86 142V143H85ZM90 142V143H89ZM105 142V144H103ZM121 142V141H120ZM125 143V145H127V144H129V145H127V146H125L124 145V143ZM128 142V143H127ZM140 142V143H139ZM143 142V143H144ZM192 142H193V140H192ZM29 143H31V144H29ZM101 143L103 144V146L101 145ZM118 143V144H117ZM131 143V144H130ZM134 143V144H133ZM159 143H161L160 144V146L158 145ZM166 143V144H165ZM180 144V145H176V144ZM57 144V148H58V150H54V148L56 147H54L53 148V146L54 145H56ZM62 144V145H61ZM70 144H72V145H70ZM96 146H94V145ZM163 144V145H162ZM176 145V147H175V145ZM35 145V146H34ZM75 145V146H74ZM82 145H86L85 147L84 146H82ZM89 145V146H88ZM98 145H100V147L98 146ZM118 145H120V147H118ZM133 145H135V146H133ZM139 145V146H138ZM141 145V146H140ZM145 145H147V149H146V146ZM166 145V146H165ZM174 145V146H173ZM183 145H185L184 147H183ZM257 145V146H256ZM260 145V146H259ZM45 148H44V147ZM69 146H71V147H69ZM77 146H78V148H77ZM162 146V147H161ZM168 146V147H167ZM180 146H181V148H180ZM26 147V148H27ZM89 147H91V148H89ZM94 147L95 148H98L97 150H95L94 149ZM122 147V148H121ZM125 147H127V148H125ZM138 148V149H136V148ZM259 147V148H258ZM261 147V148H260ZM89 153L90 152V150L92 149V151H91V153H89V157L91 156V154H92V158L90 157V161L87 159V158H89L88 157V153L87 152H85V150ZM101 148H102V150H104V148L105 149H107V150H104V151H101ZM113 148L115 149L114 151H113ZM139 148H140V150H139ZM151 150H150V149ZM162 148V149H161ZM169 148V149H168ZM28 149V148H27ZM38 149H39V151H38ZM48 149V150H47ZM68 149V151L71 153V154H69V152H67L66 150ZM73 149L74 150H76L75 152L73 151ZM79 149H82V152H85V154L84 153H82ZM90 149V150H89ZM179 149V150H178ZM242 149H244V151L242 150ZM253 149V150H252ZM260 151H259V150ZM30 150H32V149H30ZM51 150V151H50ZM61 150V151H60ZM89 150V151H88ZM93 150H95V151H93ZM99 150V151H98ZM118 150H123V151H118ZM133 152H132V151ZM136 150H139L140 151V153H138L137 154V152H136ZM164 150V151H163ZM180 150H182V151H180ZM242 150V151H241ZM252 150V151H251ZM258 150V151H257ZM107 151H109L110 153H108ZM116 151H118L119 153H120V156H118L119 155V153L118 152H116ZM126 151V153H124ZM138 151V152H139ZM145 153H144V152ZM44 152H46V153H44ZM50 152V153H49ZM57 152H58V154H57ZM107 152V153H106ZM141 152H142V154H146V156H144V155H139V154H141ZM248 152V151H247ZM52 153H54V155L52 154ZM73 153V154H72ZM87 153V154H86ZM101 153V154H100ZM112 153V154H111ZM116 155H115V154ZM126 154V155H124V154ZM170 155H169V154ZM38 154H40V155H38ZM49 154H51V155H49ZM57 154V155H56ZM63 154V155H62ZM118 154V155H117ZM132 154V155H131ZM161 154H162V156H161ZM49 155V157L51 158V159H53V160H51V159H46L47 158V156ZM61 155V157L63 158H58L59 160L58 161H60V162H58L57 161V156H60ZM64 155H66L65 157H64ZM73 155H74V157H73ZM85 157H84V156ZM87 155V156H86ZM106 155H108V156H106ZM133 155H134V157H133ZM135 155H136V157H135ZM166 155H168L167 157H166ZM211 155H213V154H211ZM42 156H44V157H42ZM52 156H54V157H52ZM55 156H56V158H55ZM68 156H70V157H68ZM80 156V157H79ZM83 158H82V157ZM106 156V157H105ZM143 157V159L141 158V157ZM40 157V158H39ZM129 157H131V158H129ZM144 157H147V159H148V162L146 163V161H147V159L146 158H144ZM162 157H163V159H162ZM165 157V158H164ZM44 158V159H43ZM67 158H69V159H67ZM141 158V159H140ZM77 159V160H76ZM88 161H87V160ZM93 159V160H92ZM124 159H126V160H124ZM131 159V160H130ZM137 161L136 162V164H135V160ZM140 159V160H139ZM161 159V160H160ZM63 160V161H62ZM72 160V161H71ZM87 161V163H86V161ZM97 160V161H96ZM123 162H122V161ZM139 160V161H138ZM143 161V164H140V161ZM160 160V161H159ZM164 160V161H163ZM5 161V160H4ZM58 163H57V162ZM85 161V162H84ZM96 163H100V164H96ZM125 161L129 164V165H127V163L124 165V163H125ZM133 161V162H132ZM149 161H150V163H149ZM63 162H64V164H63ZM69 162H71L70 164H69ZM74 162H76V164H78V165H74ZM92 162H94V163H92V165H91V163ZM155 162V163H154ZM49 163V164H48ZM59 163H60V166H59ZM67 163V164H66ZM90 163V164H89ZM139 163V164H138ZM142 163V162H141ZM154 164V166H156L157 165V167H158V169H157V167L156 168H154V166L153 165H151V164ZM45 164H46V166H45ZM53 164V165H52ZM88 164L89 165H91L92 167H88ZM95 164L97 165V166H95ZM122 164V165H121ZM133 164V165H132ZM140 165V166H136V165ZM145 164H147L146 166L147 167H149L150 168V165H151V169H149V168H146L145 167ZM156 164V165H155ZM74 165V166H73ZM86 165V166H85ZM100 165H102V166H100ZM105 167H107V168H105ZM124 165V166H123ZM132 165V166H131ZM143 165H144V167H143ZM149 165V166H148ZM160 165V166H159ZM163 165V166H162ZM167 166V167H165V166ZM54 166V167H53ZM68 166V167H67ZM80 167V169H79V167ZM119 166H121V168L119 167ZM47 167V168H46ZM49 167V168H48ZM50 167H52V168H50ZM72 167H75L77 170H75V172H74V168H72ZM82 167V168H81ZM98 167H101V168H99V169H96V168ZM123 167V168H122ZM134 167H135V169H134ZM46 168V170H44ZM55 169V170H53V171H51L52 169ZM59 168V169H58ZM63 168V169H62ZM103 168V170L102 171H99V170H101ZM105 168V169H104ZM142 168V169H141ZM68 169V170H67ZM95 169H96V171H95ZM108 169V170H107ZM139 169V170H138ZM227 169V168H226ZM50 170V171H49ZM58 170H59V172H58ZM61 170H62V172H61ZM71 170V171H70ZM111 170V171H110ZM148 170L150 171L149 173H148ZM156 170L158 171V173L156 172ZM13 171V172H12ZM72 171H73V174H72ZM76 171L78 172V171H80L79 173H76ZM106 171V172H105ZM110 171V172H109ZM133 171V172H132ZM137 171V172H136ZM160 171H162V172H160ZM228 172H229V169L227 170ZM14 172L16 173V176L14 175ZM83 172V173H82ZM87 172H90V174H91V172H92V174H93V176L92 175H90L89 173H87ZM107 173V175H105V173ZM112 172V173H111ZM125 172V173H124ZM126 172H127V174L128 173H131V177H133L132 175L134 174V177H133V179H131V178H129L130 176V174L129 175H127L126 176ZM19 173V172H18ZM50 173L51 174H53V175H50ZM57 174V177H55L56 176V174ZM84 173H87V175L86 174H84ZM20 174V173H19ZM76 174V175H75ZM123 174H125V175H123ZM148 174V178H144L143 179V177H146V175ZM150 174V175H149ZM159 174V175H158ZM161 174V175H160ZM12 175L14 176V177H12ZM21 175V174H20ZM77 175H80V179L78 178V176ZM88 175H90V177H88ZM94 175H96L97 177H95ZM109 175V176H108ZM163 175V176H162ZM37 176H36V178H37ZM51 177V178H49V177ZM82 176V177H81ZM110 177V178H108V177ZM138 177L137 179H138V182H136V180L137 179H134V178H136V177ZM149 176H152L151 178H149ZM155 176V177H154ZM15 177H16V179H15ZM40 177H42V178H40ZM54 177V178H53ZM85 177V178H84ZM94 178V180L92 179V178ZM111 177H114V180H112L111 181ZM120 177H122L123 178V181L121 182V180H122V178H120ZM125 177V178H124ZM16 180V181H14V179ZM18 178V179H17ZM21 178V179H20ZM23 178H24V180H23ZM43 178H44V180L46 181V182H48V184H49V187H50V189L48 188V190L49 191H47L46 189L47 188H44V185L42 184V183H44V182H42V181H44L43 180ZM78 178V179H77ZM89 179V180H91L90 182H89V180H87V179ZM116 178V179H115ZM159 180H158V179ZM21 180V182H20V180ZM50 179V180H49ZM56 181H55V180ZM101 179V180H100ZM105 179H108V182L109 181H111V182H107V180H105ZM121 179V180H120ZM125 179V180H124ZM127 179V180H126ZM131 181H130V180ZM143 179V180H142ZM146 179V180H145ZM19 180V181H18ZM59 180H60V182H59ZM61 180H62V182H61ZM83 180H85V182L83 181ZM96 180H98V181H96ZM105 180V181H104ZM163 182L162 183V185H161V181ZM28 181H31V182H34V184L33 183H31L30 184V182H28ZM37 181V182H36ZM102 181H104V182H102ZM116 181H118V182H121V183H119L118 184V182L116 183ZM125 181V182H124ZM3 181H0V184L2 183ZM40 182H42L41 184L42 185H40L39 183ZM53 182V183H52ZM56 182V183H55ZM57 182L59 183V184H57ZM66 182V183H65ZM92 182V183H91ZM95 182H97L96 184H95ZM124 182V183H123ZM133 183V184H131V183ZM143 182V183H144ZM19 185H18V184ZM65 183V184H64ZM69 184V185H66V184ZM101 183V184H100ZM108 183V184H107ZM222 183V184H221ZM221 183H219V184H217L216 186H214L213 185V183H211L212 185H210V187H212V189H215V188H218V190L221 192H227L226 190H227V188H228V190L230 189L231 190V192H229L228 191V193H229V195H228V198H226L225 200H228V202L230 201L231 203H229V205L230 206H233V205H231L232 203H236L235 205H238L239 207L241 206V207H245L244 206V202L242 201V199H240V197L238 198V195H239V192L241 191L240 190V188L238 189L236 186H234L235 188H237V190L233 187V188H230V187H232V185L230 186L228 183H227V185L228 186H226V184H223V182H221ZM20 184H21V186H20ZM54 184H56V185H54ZM93 186H92V185ZM98 184H100V185H98ZM111 184V185H110ZM129 186H128V185ZM140 184H138L139 186H140ZM160 184V185H159ZM40 185V186H39ZM102 185V186H101ZM105 185V186H104ZM121 185H125L124 187L123 186H121ZM132 185V186H131ZM155 185V186H156ZM23 186V188L25 189V190H27L25 193H24V191L22 190V187ZM37 186H39L38 188L36 187V190H33V191H31V189H35V187ZM41 186H43V188L41 187ZM56 186V187H55ZM59 186V187H58ZM62 186V187H61ZM68 187V186H71V188L70 189H72V187H73V189L72 190H70L69 189V187H68V189H66L65 187ZM89 186H91L90 188H89ZM101 187V188H99V189H97L98 187ZM113 186V187H112ZM224 186H226V187H224ZM53 187H54V189H53ZM74 187H76V188H74ZM102 187H104V188H102ZM106 187H109V188H111V189H109V188H106ZM129 187H130V190H129ZM134 187V188H133ZM27 188V189H26ZM56 188V189H55ZM57 188L61 191V193H58L59 192V190H57ZM61 188H62V190H61ZM113 188V189H112ZM223 188H225L224 189V191H223ZM18 189H19V191H18ZM43 189V190H42ZM65 189V190H64ZM77 189V190H76ZM117 189V190H116ZM136 191H134V190ZM46 190V191H45ZM52 192H51V191ZM70 190V191H69ZM81 191V194L83 193V191H84V193H83V195L86 197V198H89L90 197V199L95 203L94 205H95V212H94V209H91L90 211L92 212H94V215L93 214H91L89 211H88V208L86 209L85 207H83V205H81V200L78 198L79 196L77 195V194H75L74 196H71L72 194H74V192L73 191ZM234 190V191H233ZM239 190V191H238ZM72 191V192H71ZM113 193H112V192ZM115 191V192H114ZM117 191H119V192H117ZM128 191V192H127ZM138 191H140V192H138ZM236 191V192H235ZM21 192V193H20ZM69 192V193H68ZM232 192H234L236 195H235V197H233V196H230V195H232ZM30 193V194H31ZM56 193L58 194V195H56ZM29 194V195H30ZM32 194L30 195V196H32ZM37 194H35L36 196H37ZM43 194V195H42ZM53 195V196H50V195ZM130 194V195H129ZM238 194V195H237ZM19 195V196H18ZM63 195H65V196H63ZM68 195V196H67ZM123 196V198H120L121 196ZM48 196H49V198H48ZM100 198H99V197ZM115 196V197H114ZM125 196V197H124ZM53 199H52V198ZM65 197H67V198H65ZM76 197H77V199L79 200H77L76 199ZM134 197V198H133ZM150 197H152V198H150ZM96 198V199H95ZM144 198V199H143ZM158 198V199H157ZM52 199V200H51ZM61 199H64V201L63 200H61ZM72 199V200H71ZM95 199V200H94ZM126 199V200H125ZM130 199H131V201H130ZM134 199H136L137 200V203L138 204H140L139 206H141L143 203L145 204V205H147V206H145L144 204L141 206V207H139L137 204H135L136 202V200H134ZM139 199V200H138ZM149 199V200H148ZM50 200V201H49ZM55 202H54V201ZM61 200V201H60ZM74 200V201H73ZM79 202H77V201ZM141 200V201H140ZM224 200V201H225ZM239 200V201H238ZM58 201V202H57ZM70 201H72V202H70ZM126 201V202H125ZM132 201H133V203H132ZM241 201V202H240ZM69 202V203H68ZM226 203H228L227 201H225ZM59 203H61V204H59ZM67 203H68V205H69V207H68V205H67ZM131 203L133 204V205H131ZM155 203V204H154ZM242 203V204H241ZM36 204V203H35ZM72 204H76V205H74V206H77V208H74L73 207V205H72V208H71V205ZM101 204V205H100ZM263 204V205H262ZM262 204H261V206H259L261 209H264V201L262 202ZM31 205V206H30ZM67 205V206H66ZM152 205V206H151ZM35 205L33 204V203H31V204H26V207H31V208H33V209H38V210H41L43 207H42V205H40L39 203H37V205L34 207ZM101 206V207H100ZM144 206V208H142ZM156 206V207H155ZM238 206H236V207H238ZM38 207V208H37ZM68 207V208H67ZM80 207V208H79ZM82 207L83 208H85L84 210H82ZM98 207V208H97ZM106 208V210L105 211H108L107 210V208H109V212H105L104 211V209ZM148 207V208H147ZM151 207H155L154 209L153 208H151ZM69 209V210H67V209ZM103 209V211H102V209ZM124 208H126V209H128V210H125ZM158 208V209H157ZM161 209V211H160V209ZM70 209H71V211H70ZM73 209V210H72ZM78 209V210H77ZM100 209V211H98ZM122 209H123V211H122ZM130 209H132V210H130ZM157 211H156V210ZM74 210H76V212H74ZM82 210V211H81ZM96 210L98 211V213L96 212ZM158 210H159V212H158ZM164 212H163V211ZM84 211L86 212V213H84ZM89 212V214H87L88 212ZM122 211V212H121ZM135 211V212H134ZM152 211V212H151ZM70 212H74L73 213V215H74V217H73V215L72 214H70ZM102 212H104V214L106 213V215H104V214H102ZM150 212V213H149ZM84 213V214H83ZM153 213H155V214H153ZM157 213H159V215H157ZM101 214V215H100ZM108 214H110V215H108ZM161 214V215H160ZM99 215V216H98ZM126 215V214H125ZM127 215H129V214H127ZM152 215H154V216H152ZM156 215V216H155ZM104 216V217H103ZM108 216V217H107ZM138 216H140V217H138ZM107 217V218H106ZM170 217V218H169ZM101 218V219H102ZM109 218V219H108ZM114 219V220H113ZM115 219L117 220V221H115ZM112 222H114L115 223V225L116 226H113L114 225V223H112ZM117 222V223H116ZM259 222L262 224V226L264 227V213H262L261 215H260V217H259ZM59 223H60V221H59ZM62 223V222H61ZM110 223V224H109ZM76 224H79L80 225V227L81 226H83V224L82 223H77L76 222ZM95 224V225H94ZM171 224V226H169ZM174 224V225H173ZM89 226H91V228L89 227L88 228V225H87V230H85V231H88V233L89 234H95V233H97L96 232V230L98 231V226H97V224L96 223H93V224H91V225H89ZM171 227V228H170ZM176 227V228H175ZM84 228V227H83ZM85 228H86V226H85ZM126 230H125V229ZM92 231H90V230ZM93 229V230H92ZM96 229V230H95ZM177 229V230H176ZM197 230L196 231H199L198 230V228H196ZM37 230H39V229H33L32 231H31V233H38V232H40V230L39 231H37ZM167 230H168V228H167ZM168 230V231H169ZM174 230V231H173ZM94 231H95V233H94ZM126 231V232H125ZM180 231V233H178ZM123 232H125V233H128L129 235H123ZM144 233V232H143ZM169 234H170V231H169ZM182 234H184V235H182ZM126 236V237H125ZM129 236H133L132 238H130ZM122 238V239H121ZM149 238V239H148ZM129 239V240H128ZM144 239H145V242H144ZM264 238L262 237V239H257V241H258V246L260 247V251L261 252H259V258H260V263L259 264H264V240H263ZM132 240V241H131ZM139 240V241H138ZM121 241H124V244H123V242L122 243H120ZM138 242V244H137V242ZM150 241H151V239H150ZM155 241V240H154ZM143 242V243H142ZM156 243H157V241H155ZM154 242V243H155ZM160 242H162V240H159L158 241V244L160 243ZM118 243H120V244H118ZM142 243V244H141ZM121 244H123V245H121ZM141 244V245H140ZM121 245V246H120ZM45 246H47L48 247V244L46 243L45 244ZM140 246H142V248H140ZM201 248L203 249V251L204 250H206V251H202L201 250ZM205 248V249H204ZM215 248H216V245L213 243V242H211L210 244H208V245H205V244H202L201 246H200V250L198 251V253H199V255L202 257V259H203V261H201V262H199L200 264H224V262H225V260H224V258H222L223 256H220V258H221V260H218V259H220V258H210V257H205V255H207V253L209 252H212V251H214L215 250ZM48 249V248H47ZM125 251H124V250ZM143 251H142V250ZM145 249V250H144ZM207 249H209V251L207 250ZM140 250H141V252H140ZM262 250H263V252H262ZM99 251V252H98ZM147 252V251H146ZM84 253L86 254V256L88 257L89 255V260H90V263L92 264V260H93V264H98V261L100 262V264H101V262H104V264H108V263H106L107 261H105L104 260V258H102V256H101V249H98V247H96V246H94V247H92V248H88L87 250H85L84 251ZM89 253V254H88ZM96 254V255H95ZM84 255V254H83ZM92 255H94V257L92 256ZM57 258L60 256L59 254H56L55 255ZM61 257V256H60ZM93 257V258H92ZM143 258H142V260H143ZM150 258H152V259H150ZM158 258V259H157ZM205 258V259H204ZM97 259V260H96ZM99 259V260H98ZM167 259V260H166ZM184 259V260H183ZM185 259H187L186 257H182V261L185 263V261H186V263H188L187 261L188 260H185ZM208 259H209V261H208ZM215 259H217V261L215 260ZM95 260V261H94ZM141 260V261H142ZM205 260V261H204ZM215 260V261H214ZM40 261L42 262V261H44L43 259H40ZM145 261H146V263H145ZM170 261V262H169ZM173 261L174 260H172V263L171 264H176V262L174 261V263H173ZM211 261V262H210ZM222 261H223V263H222ZM244 262L245 261H248L250 264H254V263H252L250 260H243ZM97 262V263H96ZM127 262H128V264H136V261L135 262H132V260L130 259H128L127 260ZM182 262V263H183ZM233 263H230V264H243L244 262H242V261H240V262H237V263H235L234 261H232ZM248 262H245L246 264H248ZM228 262H226V264H227ZM244 263V264H245ZM109 264H115V263H109ZM229 264V263H228Z\"/></svg>","mask_w":264,"mask_h":264}]
</instances>
